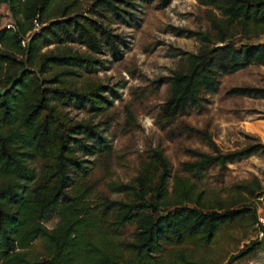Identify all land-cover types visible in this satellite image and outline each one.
Masks as SVG:
<instances>
[{
    "label": "trees",
    "instance_id": "1",
    "mask_svg": "<svg viewBox=\"0 0 264 264\" xmlns=\"http://www.w3.org/2000/svg\"><path fill=\"white\" fill-rule=\"evenodd\" d=\"M156 1L90 0L85 12L84 0H0V264H212L210 247L220 233L232 226L246 231L257 221L259 179L234 182L223 194L191 175H173L161 146L131 180L108 183L123 197L86 180L94 170L90 156L112 152L113 142L100 122L62 106L95 114L110 108L108 85L91 75L108 65L97 53L108 47L121 57L126 38L98 16L109 11L133 24L137 13L126 6ZM199 1L212 6L210 28L194 31L200 45L183 51L185 67L166 77L169 95L155 118L168 135L197 136L213 148H190L199 157L182 163L203 178L211 165L264 148L224 150L208 129L179 120L206 105L223 75L264 65V0ZM4 4L13 26L4 24ZM232 90L264 97V87ZM52 214L59 220L50 226ZM261 245L255 238L233 259Z\"/></svg>",
    "mask_w": 264,
    "mask_h": 264
},
{
    "label": "rangeland",
    "instance_id": "2",
    "mask_svg": "<svg viewBox=\"0 0 264 264\" xmlns=\"http://www.w3.org/2000/svg\"><path fill=\"white\" fill-rule=\"evenodd\" d=\"M87 12L90 0H84ZM138 18L133 24L122 22L106 11L102 18L116 32H122L126 44L122 55L113 58L108 47L97 56L108 58V65L95 71L91 76L108 85L107 93L113 101L110 108L100 114L90 113L83 107L63 105L71 115L78 118L92 117L106 128L113 142V151L100 156H90L93 172L87 181L112 198L123 197V193L112 192L108 183L112 180L129 181L138 174L144 161H149L151 151L161 146L173 165L172 173L191 175L204 185L217 189L229 188L234 182L259 179L264 187V148L236 161L224 165H211L201 178L186 172L182 163L199 156L190 152L198 148L212 152L213 148L202 138L187 134L170 136L166 129L156 123L159 105L169 95L166 77L173 70L185 67L183 51H195L200 43L194 31L210 28L208 13L211 5L199 0H158L152 6L131 5ZM2 11L8 16L7 4ZM8 18V17H7ZM5 19V17H4ZM74 48L88 49L85 45L73 43ZM264 87V65L251 64L222 76L219 88L208 94L209 101L204 107L182 115L179 120L197 127L206 128L218 145L224 149H235L253 143L264 144V97L239 94L232 90L239 86ZM261 122V123H260ZM79 179V176L75 177ZM174 177L170 178L172 186ZM227 191V190H226ZM258 214L264 210V196L255 197ZM59 220L52 214L47 223L55 225ZM130 230L125 234H130ZM246 232V233H245ZM256 237V227L232 226L220 233L210 247L209 262L212 264H264L260 259V248L253 254L233 259V256Z\"/></svg>",
    "mask_w": 264,
    "mask_h": 264
},
{
    "label": "built area",
    "instance_id": "3",
    "mask_svg": "<svg viewBox=\"0 0 264 264\" xmlns=\"http://www.w3.org/2000/svg\"><path fill=\"white\" fill-rule=\"evenodd\" d=\"M8 18L5 15V19H4V24H6L7 26H13V19L9 16V11H8ZM41 25V23L39 21L36 20V28H39ZM254 226L256 227V239H260L262 241V239L264 238V210L262 212H260L258 214V219L255 222Z\"/></svg>",
    "mask_w": 264,
    "mask_h": 264
},
{
    "label": "crops",
    "instance_id": "4",
    "mask_svg": "<svg viewBox=\"0 0 264 264\" xmlns=\"http://www.w3.org/2000/svg\"><path fill=\"white\" fill-rule=\"evenodd\" d=\"M261 124H264V123H261ZM259 252H260V256H261L259 260L264 261V246L263 245H261V249Z\"/></svg>",
    "mask_w": 264,
    "mask_h": 264
},
{
    "label": "water",
    "instance_id": "5",
    "mask_svg": "<svg viewBox=\"0 0 264 264\" xmlns=\"http://www.w3.org/2000/svg\"><path fill=\"white\" fill-rule=\"evenodd\" d=\"M260 41H264V37H262ZM262 245L264 246V238L262 239Z\"/></svg>",
    "mask_w": 264,
    "mask_h": 264
}]
</instances>
